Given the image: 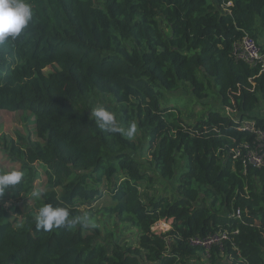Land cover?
Instances as JSON below:
<instances>
[{
  "label": "trees",
  "instance_id": "1",
  "mask_svg": "<svg viewBox=\"0 0 264 264\" xmlns=\"http://www.w3.org/2000/svg\"><path fill=\"white\" fill-rule=\"evenodd\" d=\"M27 2L30 26L0 45V110L31 118L38 139L0 140V161L24 173L0 195V264H264V169L235 158L257 144L246 122L264 132L262 64L235 53L249 36L264 54V0ZM183 88L203 105L213 91L220 106L188 123L162 106ZM95 103L136 122L144 143L100 130ZM156 181L172 186L159 195ZM28 198L95 227L37 230ZM97 212L135 242L103 233ZM221 230L240 233L211 257L190 245Z\"/></svg>",
  "mask_w": 264,
  "mask_h": 264
},
{
  "label": "clouds",
  "instance_id": "2",
  "mask_svg": "<svg viewBox=\"0 0 264 264\" xmlns=\"http://www.w3.org/2000/svg\"><path fill=\"white\" fill-rule=\"evenodd\" d=\"M33 7L27 0H0V45L15 41L30 26L33 21ZM91 117L94 118L96 126L103 131L112 134H119L132 140L138 132L137 123L129 121L127 126H122L118 121L115 112L105 106L97 105L91 111ZM24 173L13 169L10 172L0 174V195H3L6 189L21 183ZM41 190L34 191V197L43 196ZM35 224L37 230L45 232L60 228H71L76 225L81 227H95L89 215L73 216L67 207L45 204L40 207L36 217Z\"/></svg>",
  "mask_w": 264,
  "mask_h": 264
},
{
  "label": "rangeland",
  "instance_id": "3",
  "mask_svg": "<svg viewBox=\"0 0 264 264\" xmlns=\"http://www.w3.org/2000/svg\"><path fill=\"white\" fill-rule=\"evenodd\" d=\"M209 94L211 95L209 99H205L204 102H206V105H203L201 100H198L194 95L192 94V90L189 88H183L179 92L175 93H166L165 96L162 98V106H171V107H176L180 110L181 115L183 118L188 122L194 124L196 120L205 112L212 107H219L220 104L218 103L217 100L214 99L213 91H210ZM96 101V100H95ZM92 100L88 101L87 107H89L90 103ZM99 105L98 103H95L93 105V108ZM260 115L264 116V104L261 105L260 110L258 112ZM32 119L29 118V120L26 119V116L20 113H12L8 111H3L0 110V140L3 137H7L8 139H14L16 140L18 138V135L22 136H29L33 140H37V132H36V127L33 123H29ZM137 140H140L142 143V134L140 132H137V135L134 137ZM1 149V147H0ZM143 154L146 155L145 150L143 151ZM145 157V158H146ZM13 169L20 170V165L19 164H14L11 163L6 155L2 154L1 156V161H0V173L3 172H10ZM47 178L46 176L42 173V177L37 180L36 185H35V191L41 190L43 191L45 186H46ZM155 186L158 187L156 190L157 193L164 194L165 191L170 190L172 184L171 183H166L165 185L159 184L157 181L155 183ZM107 200V199H105ZM108 201H101L98 203H92V206H95L96 208H101L104 204H106ZM24 205L26 206L27 211H31L35 209L37 212L39 208H36V200L35 199H30L28 198L25 200ZM9 206V204L7 205ZM99 206V207H98ZM101 221H100V226L104 227L101 230L104 232L103 229L109 230V232H114L116 233V236L118 237H123V238H128L130 242H135L134 235H132V232H129V230L124 227L118 225L117 227L115 226L114 220L109 219V218H104L99 215L97 212L96 215ZM163 223V222H162ZM158 224L157 226L155 225V232L158 234H161L165 232L166 230L170 229L171 223L169 222L167 226L165 227L163 224ZM170 224V225H169ZM195 264V263H193ZM198 264H211L209 259L204 258L202 261H200ZM222 264H229L228 261H224Z\"/></svg>",
  "mask_w": 264,
  "mask_h": 264
},
{
  "label": "built area",
  "instance_id": "4",
  "mask_svg": "<svg viewBox=\"0 0 264 264\" xmlns=\"http://www.w3.org/2000/svg\"><path fill=\"white\" fill-rule=\"evenodd\" d=\"M235 53L237 58L242 61L254 63L256 65L262 64L261 73H264V54L261 47L253 38L249 36L245 37L240 44L235 46ZM246 123L247 129L256 135L257 144L255 147H252L251 145H244L235 152V158L244 159L247 163L252 164L254 167L264 169V132L259 130L254 122ZM234 215L237 218H241L242 212L239 210L235 212ZM162 224L165 227L167 226L165 223ZM239 233V230L233 232L221 230L215 234L207 236L206 238L194 237L190 240V245L194 248L203 249L207 256L211 257V254L215 248L218 247L222 249L226 242L231 241L232 235H238Z\"/></svg>",
  "mask_w": 264,
  "mask_h": 264
}]
</instances>
